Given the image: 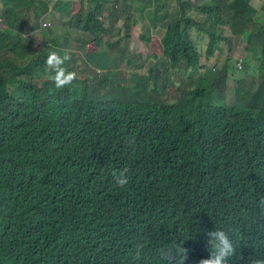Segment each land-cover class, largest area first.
I'll list each match as a JSON object with an SVG mask.
<instances>
[{
  "label": "trees",
  "instance_id": "obj_1",
  "mask_svg": "<svg viewBox=\"0 0 264 264\" xmlns=\"http://www.w3.org/2000/svg\"><path fill=\"white\" fill-rule=\"evenodd\" d=\"M54 1L0 0V264H199L194 245L215 227L239 245L231 264H251L264 253V206L238 193L264 145V0ZM42 17L53 23L43 32ZM134 27L138 45L162 35V66L131 51ZM227 30L245 42L241 72L216 61ZM49 51L70 55L72 85L51 82ZM152 122L170 141L146 155ZM86 148H98L93 159ZM129 160L155 176L134 200L103 188ZM61 162L88 187L49 179ZM148 203L178 227L162 248L139 222L135 204Z\"/></svg>",
  "mask_w": 264,
  "mask_h": 264
},
{
  "label": "clouds",
  "instance_id": "obj_2",
  "mask_svg": "<svg viewBox=\"0 0 264 264\" xmlns=\"http://www.w3.org/2000/svg\"><path fill=\"white\" fill-rule=\"evenodd\" d=\"M44 23V22H42ZM154 33V32H153ZM228 36V34H227ZM240 47V46H239ZM228 54V52H227ZM233 52H230L232 55ZM239 49L237 56H239ZM259 56V54H258ZM70 55L65 52L61 55L58 51H49L47 59L45 61L47 70H50V80L57 89H63L70 86L77 80L78 74L75 71H71L66 67L68 61H70ZM231 56H227L223 63ZM238 68L242 69V59L237 61ZM183 78V74L179 72ZM182 82V79H181ZM229 101L231 100L228 97ZM244 133H250L255 130L256 126L245 123ZM56 130V129H55ZM53 130L52 132H55ZM149 142V149L144 150V154L150 155L155 151L162 143L169 142L170 139L166 133L164 126L155 124L152 122V127L149 133L143 137ZM255 154H253V160L251 162L248 183L240 188L238 197L243 205L257 204L264 206V145ZM98 148H86L85 156L92 158ZM146 162L137 163L129 160L121 163L119 169L113 170L111 180L104 182V190L109 194H125L130 199L134 200L144 190L148 182L153 181L155 178L153 173L144 175ZM49 179L61 180L64 186L68 190L75 188H87L83 186V181L86 175L71 176L69 167L63 162L53 164L48 171H44ZM171 189L165 190L159 195V200L169 201L171 198L167 195L171 193ZM92 205V202L86 200L84 206ZM136 209L140 214V223L145 227L155 238L161 242V248L165 243L170 241L171 235L178 233V227L170 228L161 222H159V207L156 204H135ZM103 221L104 219H99ZM197 249L195 252L201 257L199 264H231V260L235 255L239 245L234 236L224 230L223 228L215 227L206 230V234L203 233L202 238L199 239L197 245H194ZM182 259L185 261L188 256V250L182 248L180 250ZM251 264H264V253L261 256H255L251 260ZM137 264H156L153 259H145L137 262Z\"/></svg>",
  "mask_w": 264,
  "mask_h": 264
},
{
  "label": "rangeland",
  "instance_id": "obj_3",
  "mask_svg": "<svg viewBox=\"0 0 264 264\" xmlns=\"http://www.w3.org/2000/svg\"><path fill=\"white\" fill-rule=\"evenodd\" d=\"M55 1H64V2H67L69 0H55ZM75 1H81V0H75ZM53 3L50 5V7L54 10ZM253 3H255L256 5H257V3L262 4V1L261 0H253ZM57 14L60 15V13H57ZM42 22H47V23H49V26H51V25L53 26V23L51 21H48L44 17H42L40 19V25H41L40 30L42 32L44 31L45 28H47L45 24H42ZM144 32L145 31L143 29L134 27L133 31L131 32V35H132V38H133V40L131 42V51L132 52H136V53L139 52L144 57H148L150 55H153V57L151 59L156 60V62L160 66H162V64H161V58L164 57V54L162 53V51H163L162 50V45L160 44V40L162 39V35H160L159 33H158V35L156 33H154V34H151L150 33V34H148V36L153 39L154 43L151 44L150 47H148L147 43L144 42V41L141 43V45H138L136 43V41L138 39H140L139 38L140 33H144ZM35 33H37V32H35ZM227 34H228V38L230 39V44L228 42H227V44H225V43L221 44V48L223 49V53L219 55V57H218V59L216 61H217V64H221V63L224 62V60H225V58L227 56H231V58L234 60L232 62L233 65L234 64H237V67H238L237 61H239L242 58L239 57V56H237V52H238L239 46L241 44H245V42H244V40H242L240 38H236V40L233 41L231 39L232 35H230V33H229L228 30H227ZM25 37L30 38L31 37V34H26ZM35 44H36V47H35L36 50H40L41 47H42V45L44 44V42L42 40V37H40L39 39L35 40ZM231 51L233 52L232 55H230V52ZM227 52H228V54H227ZM158 56H160V57H158ZM81 68L84 69L83 66ZM238 70H239V68H238ZM239 72H241V71L239 70ZM151 76H152V73L150 74L149 77H151ZM248 78H249L250 81L254 82L252 84H255V85H257L260 81H262L260 74H258L255 71H250L248 73ZM181 79H182V76L179 73L177 75L173 76V81H175V83L177 85V88L181 85ZM233 92H234L233 87L232 86H228V96L232 95ZM45 132H51L52 133L51 130H45Z\"/></svg>",
  "mask_w": 264,
  "mask_h": 264
},
{
  "label": "crops",
  "instance_id": "obj_4",
  "mask_svg": "<svg viewBox=\"0 0 264 264\" xmlns=\"http://www.w3.org/2000/svg\"><path fill=\"white\" fill-rule=\"evenodd\" d=\"M73 1H75V0H73ZM82 2H86V0H81ZM76 2H79V1H76ZM147 5H148V3H147ZM262 4H260V3H257V6H261ZM260 8V7H259Z\"/></svg>",
  "mask_w": 264,
  "mask_h": 264
},
{
  "label": "built area",
  "instance_id": "obj_5",
  "mask_svg": "<svg viewBox=\"0 0 264 264\" xmlns=\"http://www.w3.org/2000/svg\"><path fill=\"white\" fill-rule=\"evenodd\" d=\"M43 24H45V25H46V27H48V26H49V23H47V22H44Z\"/></svg>",
  "mask_w": 264,
  "mask_h": 264
}]
</instances>
